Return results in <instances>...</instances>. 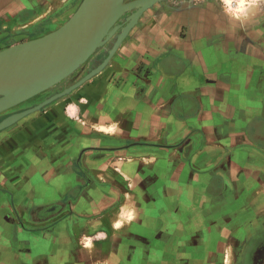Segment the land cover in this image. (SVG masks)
<instances>
[{"label":"crops","instance_id":"0c3cea01","mask_svg":"<svg viewBox=\"0 0 264 264\" xmlns=\"http://www.w3.org/2000/svg\"><path fill=\"white\" fill-rule=\"evenodd\" d=\"M201 1L180 42L72 91L75 115L57 102L0 136V264H215L264 234V0L242 22ZM77 5L0 0V29Z\"/></svg>","mask_w":264,"mask_h":264},{"label":"rangeland","instance_id":"374dc122","mask_svg":"<svg viewBox=\"0 0 264 264\" xmlns=\"http://www.w3.org/2000/svg\"><path fill=\"white\" fill-rule=\"evenodd\" d=\"M83 1L84 0H78L77 7H75L74 11L71 13L55 12L45 19H39V22L33 20L34 14L20 15L18 19L20 21H27L25 23L28 25L24 28L11 30L10 32H7V35H3L4 32L2 29H0V52L25 44L28 45V43L30 44L31 42L41 41L49 35L58 32L77 15L78 11L82 8ZM136 1L139 0H121L119 16L110 30L111 34H109L104 39V41L94 51L90 58L77 71H75L62 82L36 96V98H38L44 94L50 93L46 99L38 104H42L47 99H52L63 91L72 88L81 80H83V78H85L88 74H91L93 71L98 70L101 67L102 69L98 73L94 74L90 79L86 80L72 91L78 89L86 83H89L94 78L104 76L107 79L109 76V71L112 72L113 70H116V66L119 64V58H125L124 62H120L121 65L122 63L125 65H132V62H134L133 58L136 57V54L142 55L143 59L153 56L154 48L160 47L159 50H162V45L163 47L167 45L166 42L168 39L165 41L167 33L169 36H172L173 34L171 32L175 34L177 31H179L180 24L185 22L183 19H186V10L189 8H197V5L202 3L201 0H157L149 6L134 7L132 9L125 8L127 5ZM216 1L219 3L218 0ZM68 2H70V0H68ZM62 22L64 23L59 26V24ZM169 32L171 34H169ZM173 36L175 37V35ZM179 37H186V32L184 29L180 30ZM163 42L165 43L163 44ZM138 58L140 59V57ZM95 60L96 66L90 68L87 74L80 75V71L83 69H88L92 64L95 63ZM159 65H162V63ZM150 69L151 68L146 62H142L141 65H139L137 72L140 73V76L143 74L145 75L144 77L148 78V75L150 76L152 72ZM114 83L115 85H121L125 82L121 79H114ZM132 83L134 84V82ZM60 87L63 88L62 91L55 93V90ZM72 91L60 98L53 100L50 104L42 107L39 110H36L32 114L27 115L25 118L14 123L13 125H10L4 129H0V136L13 131L15 128H18L25 123L31 122L38 116L40 117L49 106L55 105L57 102L66 101L65 98H67V96H69ZM38 104L33 105L34 107L28 108L24 107L23 104H20L10 109L0 111V125H2L7 119L14 115L38 107ZM66 104L67 106L65 108V112L68 114V116L70 115V109L73 107L75 111L74 114L71 115H75L76 106L70 105L69 101H66ZM247 210L249 209L244 208L245 212H248ZM233 222L236 223L235 221ZM239 224L240 228H243L244 232L246 233H250V231L254 229V222L252 220H248L247 222L240 221ZM190 237L191 238L188 237L189 242L188 239H186V249L188 243L191 244L192 242L197 241V236L194 237L192 234ZM218 255L219 261L215 264H245L244 259L246 257V250L241 252L240 256L238 257V261L232 260V254L228 251ZM209 256L210 254L208 253H188L186 250V264H203L204 260H207Z\"/></svg>","mask_w":264,"mask_h":264},{"label":"water","instance_id":"95a60500","mask_svg":"<svg viewBox=\"0 0 264 264\" xmlns=\"http://www.w3.org/2000/svg\"><path fill=\"white\" fill-rule=\"evenodd\" d=\"M155 1L139 0L125 8L149 6ZM120 3L121 0H84L77 15L58 32L41 41L0 52V111L30 100L77 71L111 34L110 29L119 16ZM101 69L38 107L10 117L0 129L70 93Z\"/></svg>","mask_w":264,"mask_h":264},{"label":"clouds","instance_id":"9594fccd","mask_svg":"<svg viewBox=\"0 0 264 264\" xmlns=\"http://www.w3.org/2000/svg\"><path fill=\"white\" fill-rule=\"evenodd\" d=\"M261 0H220L221 11L230 20L244 21L253 9L257 8ZM128 218H132L131 212Z\"/></svg>","mask_w":264,"mask_h":264},{"label":"flooded vegetation","instance_id":"af4514ba","mask_svg":"<svg viewBox=\"0 0 264 264\" xmlns=\"http://www.w3.org/2000/svg\"><path fill=\"white\" fill-rule=\"evenodd\" d=\"M95 66H96V60H95V63L92 64L88 69L81 70L80 75L87 74L88 71L90 70V68H93ZM64 86H62V87H64ZM62 87L56 89L55 93L61 92L63 89ZM49 94H44V95L38 97L31 104L33 105V104H38V103L42 102L44 99H46V97H48ZM26 106L27 105H24V107H26ZM26 108H28V107H26ZM244 260H245V264H264V234H262L261 236H259L257 238L253 237V239L251 240V243L249 244V246H247L246 257Z\"/></svg>","mask_w":264,"mask_h":264},{"label":"bare ground","instance_id":"6f19581e","mask_svg":"<svg viewBox=\"0 0 264 264\" xmlns=\"http://www.w3.org/2000/svg\"><path fill=\"white\" fill-rule=\"evenodd\" d=\"M189 7V6H188ZM184 17V16H183ZM111 30V29H110ZM110 33V32H109ZM177 41V42H180L177 38H176V36L175 37H172V36H169L168 37V42H166L167 43V46H173V44H176L177 42H175V41ZM101 44V43H100ZM179 44H181V43H179ZM44 92V91H43ZM41 94V93H40ZM74 111H75V109H74V107L73 108H71L70 109V114H74ZM97 126V125H96ZM101 131H110V132H112V133H114L115 132V127H114V125H112V126H110V127H107V126H97ZM105 132V133H106ZM149 160V159H148ZM55 210H57V207H56V205L55 206H52L50 209H48L45 213L46 214H49V213H52V212H54ZM127 214V213H126ZM126 219H127V217H126Z\"/></svg>","mask_w":264,"mask_h":264}]
</instances>
